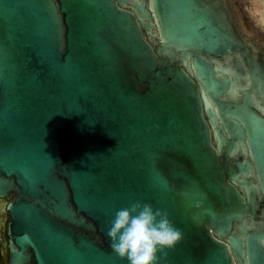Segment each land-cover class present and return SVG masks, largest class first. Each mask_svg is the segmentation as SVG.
Here are the masks:
<instances>
[{
    "label": "water",
    "instance_id": "95a60500",
    "mask_svg": "<svg viewBox=\"0 0 264 264\" xmlns=\"http://www.w3.org/2000/svg\"><path fill=\"white\" fill-rule=\"evenodd\" d=\"M260 200L264 51L221 0H0L7 264H127L136 201L182 232L157 264H264Z\"/></svg>",
    "mask_w": 264,
    "mask_h": 264
},
{
    "label": "clouds",
    "instance_id": "9594fccd",
    "mask_svg": "<svg viewBox=\"0 0 264 264\" xmlns=\"http://www.w3.org/2000/svg\"><path fill=\"white\" fill-rule=\"evenodd\" d=\"M107 235L112 251L127 264H157V253L166 255L182 239L167 212L141 201L117 210Z\"/></svg>",
    "mask_w": 264,
    "mask_h": 264
},
{
    "label": "flooded vegetation",
    "instance_id": "af4514ba",
    "mask_svg": "<svg viewBox=\"0 0 264 264\" xmlns=\"http://www.w3.org/2000/svg\"><path fill=\"white\" fill-rule=\"evenodd\" d=\"M223 7L227 11H229L230 16L235 21L236 24L242 29V27L245 28V32L249 33L252 39L256 42L259 49L264 51V23L261 21V14L259 12V9L256 10L253 8V6L248 5L247 2L249 0H221ZM245 1V3H244ZM262 1V7L264 9V0ZM250 3V2H249ZM244 5H247V7L244 8ZM263 11L264 14V10ZM250 28L254 29V31L250 30ZM258 210L257 213L259 214V209L264 206V201L260 200L258 203ZM7 221V220H6ZM5 221V222H6ZM2 241L0 239V255L2 260L4 261V264H7L5 258L2 254Z\"/></svg>",
    "mask_w": 264,
    "mask_h": 264
},
{
    "label": "rangeland",
    "instance_id": "374dc122",
    "mask_svg": "<svg viewBox=\"0 0 264 264\" xmlns=\"http://www.w3.org/2000/svg\"><path fill=\"white\" fill-rule=\"evenodd\" d=\"M249 2H247L248 5L250 4V6H248V7L251 8V6H253L254 9H256V10L259 9V12H260L261 17H262L263 11H261V10H264L262 7V3H261L262 1H260V0H249ZM244 3H245V1H244ZM245 7H247V5H244V8ZM250 30L254 31V29H252V28H250ZM0 264H4V261L1 258V255H0Z\"/></svg>",
    "mask_w": 264,
    "mask_h": 264
},
{
    "label": "bare ground",
    "instance_id": "6f19581e",
    "mask_svg": "<svg viewBox=\"0 0 264 264\" xmlns=\"http://www.w3.org/2000/svg\"><path fill=\"white\" fill-rule=\"evenodd\" d=\"M261 21L264 23V15L262 14Z\"/></svg>",
    "mask_w": 264,
    "mask_h": 264
}]
</instances>
